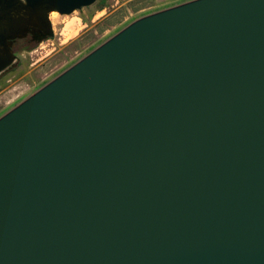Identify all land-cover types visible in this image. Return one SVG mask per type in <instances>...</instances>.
Segmentation results:
<instances>
[{
  "label": "water",
  "instance_id": "1",
  "mask_svg": "<svg viewBox=\"0 0 264 264\" xmlns=\"http://www.w3.org/2000/svg\"><path fill=\"white\" fill-rule=\"evenodd\" d=\"M96 1L0 0V74ZM0 264H264V0L142 17L2 116Z\"/></svg>",
  "mask_w": 264,
  "mask_h": 264
},
{
  "label": "rangeland",
  "instance_id": "2",
  "mask_svg": "<svg viewBox=\"0 0 264 264\" xmlns=\"http://www.w3.org/2000/svg\"><path fill=\"white\" fill-rule=\"evenodd\" d=\"M186 1L97 0L71 15L50 16L54 36L29 49L18 43L17 60L0 75V118L136 20ZM80 26L79 34L64 44V31Z\"/></svg>",
  "mask_w": 264,
  "mask_h": 264
},
{
  "label": "flooded vegetation",
  "instance_id": "3",
  "mask_svg": "<svg viewBox=\"0 0 264 264\" xmlns=\"http://www.w3.org/2000/svg\"><path fill=\"white\" fill-rule=\"evenodd\" d=\"M51 16V15H50ZM54 31V30H53ZM42 36V34L41 33H36V34H34L33 33V31H29L28 33H27V35L24 37V38H21V39H16L15 41H14V43H13V47H12V50H13V53L16 55V57H17V45H18V43H20V42H24L25 43V46L29 49V46L30 45H33L34 43H36L37 41V38H39V37H41ZM16 60H17V58H16ZM10 68V67H9ZM8 68V69H9ZM7 69V70H8ZM7 70H5V71H7ZM4 71V72H5ZM3 72V73H4ZM2 74V73H1ZM0 74V75H1Z\"/></svg>",
  "mask_w": 264,
  "mask_h": 264
},
{
  "label": "bare ground",
  "instance_id": "4",
  "mask_svg": "<svg viewBox=\"0 0 264 264\" xmlns=\"http://www.w3.org/2000/svg\"><path fill=\"white\" fill-rule=\"evenodd\" d=\"M52 17H58V13H56V12H54V13H52V15H51ZM79 23V22H78ZM80 24V23H79ZM74 28V27H73ZM73 28H72V30H73ZM83 28L80 26V27H78V29L77 30H73V31H71L70 30V27H68V29H66L65 31H64V34H63V36H64V40H63V43L65 44V43H67L70 39H72L73 37H75V36H77L78 34H79V32L82 30Z\"/></svg>",
  "mask_w": 264,
  "mask_h": 264
},
{
  "label": "crops",
  "instance_id": "5",
  "mask_svg": "<svg viewBox=\"0 0 264 264\" xmlns=\"http://www.w3.org/2000/svg\"><path fill=\"white\" fill-rule=\"evenodd\" d=\"M190 0H188V2H189ZM192 1V0H191ZM187 2V1H186Z\"/></svg>",
  "mask_w": 264,
  "mask_h": 264
}]
</instances>
